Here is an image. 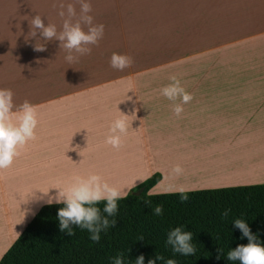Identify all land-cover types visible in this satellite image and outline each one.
Instances as JSON below:
<instances>
[{
    "label": "rangeland",
    "instance_id": "374dc122",
    "mask_svg": "<svg viewBox=\"0 0 264 264\" xmlns=\"http://www.w3.org/2000/svg\"><path fill=\"white\" fill-rule=\"evenodd\" d=\"M114 1L90 0V15L95 21L109 18L114 15L111 11ZM59 2L0 0V88L13 91L16 105L25 100L35 105L38 118L35 139L19 149V156L9 168L0 169V261L39 210L47 205L30 200L35 189L66 186L74 175H88L79 170L82 152L75 123L78 112L114 108L116 104L131 107L133 101L128 100L129 96L134 100L138 94L158 93L165 86L162 82H167L172 75L181 79L215 77L219 75V70L214 71L213 67L218 63V54H208L206 58L197 56L205 49L218 48L225 41L235 40L222 38L219 32H214L203 43L204 38L189 36V32H172L175 30L172 28L169 32H156L160 28L146 30L143 26L147 23H143L131 32L105 30L99 44L90 46V54L69 64L65 60L66 51L59 48V41H46L39 33L36 37L29 36V20L37 14L44 19L45 25L52 23L61 30L63 18L58 15ZM64 2L65 5L73 4L79 15L77 0ZM36 43L44 45L46 50L36 51ZM113 53L131 56L133 63L123 71L113 69L110 66ZM258 75H264V70H259ZM182 86L188 87L187 84ZM191 151L195 161L187 155L188 149L167 151L160 156L162 158L153 160L154 167L166 169L167 184L151 195H161L179 184L200 186L209 178L215 181L213 184L233 183L236 181L235 167L250 159L227 153L231 151ZM212 159L226 163L219 165L225 170H211L203 161ZM123 164L118 162L114 171L99 167L97 174L110 184L126 186L137 180L144 183L159 173H152L147 167L141 172H127L129 168L125 169ZM177 166L182 170L179 174L173 171ZM143 183L137 181L128 196L142 193L143 188H139ZM198 190L211 189L194 191Z\"/></svg>",
    "mask_w": 264,
    "mask_h": 264
},
{
    "label": "crops",
    "instance_id": "0c3cea01",
    "mask_svg": "<svg viewBox=\"0 0 264 264\" xmlns=\"http://www.w3.org/2000/svg\"><path fill=\"white\" fill-rule=\"evenodd\" d=\"M111 11L114 15L109 18L94 20L107 31L131 32L147 23L143 26L146 30L151 27L154 31L160 28L156 32H169L172 28V32L204 38L203 43L214 32L235 40L195 55L206 58L218 54L213 67L219 75L178 78L188 85L185 90L193 97L183 105L180 117L172 111L173 102L160 92L138 94L132 99L135 115L133 104L78 112L75 123L82 152L79 170L86 175L100 173L99 167L114 171L118 162L129 168L127 172H141L147 167L162 175L161 182L150 190L154 193L167 184L166 169L153 166V160L162 158L163 153L188 149L187 155L195 161L191 150L231 151L227 153L250 158L235 167V182L213 184L215 181L209 178L201 182L203 186L179 184L161 194L179 193V188L190 192L264 185V75H258L264 70V0H115ZM170 82L168 79L162 84ZM122 112L131 116L127 118L128 131L116 149L105 141L112 122ZM203 161L211 170H225L219 167L226 164L220 160Z\"/></svg>",
    "mask_w": 264,
    "mask_h": 264
},
{
    "label": "trees",
    "instance_id": "16d2710c",
    "mask_svg": "<svg viewBox=\"0 0 264 264\" xmlns=\"http://www.w3.org/2000/svg\"><path fill=\"white\" fill-rule=\"evenodd\" d=\"M161 180L162 175L157 173L140 186L143 192L139 196L119 201L117 224L101 233L98 243L89 239L86 230L74 228V236L60 232L57 212L63 205L43 206L0 264H110V257L121 253L128 264H134L140 255L148 264L156 254L174 259L176 264H238L224 255L217 259L218 249L226 254L248 243L232 224L237 218L247 222L264 243V185L190 191L186 192L188 200L182 203L179 193L149 195ZM146 200L152 207L162 206L163 214L153 215ZM99 207L102 209L103 204ZM225 209L231 210L227 218L221 215ZM178 226L193 234L194 256L174 255L166 246L167 233Z\"/></svg>",
    "mask_w": 264,
    "mask_h": 264
},
{
    "label": "clouds",
    "instance_id": "9594fccd",
    "mask_svg": "<svg viewBox=\"0 0 264 264\" xmlns=\"http://www.w3.org/2000/svg\"><path fill=\"white\" fill-rule=\"evenodd\" d=\"M77 2L80 4L79 15L73 4L65 5L64 0H60L58 15L63 18V24L59 31L55 24L45 25L44 19L39 14L29 20L31 29L29 36L36 37L39 33L46 41H59V48L66 51L65 60L69 64L76 62L80 56L90 54L92 51L90 46L98 45L105 33V26L95 23L94 17L90 15L92 12L90 0H77ZM34 47L36 51L46 50L44 45L38 43ZM132 63L133 59L128 55L113 53L110 57V66L116 70L123 71ZM169 80L171 82L160 89V94L173 102L172 111L180 117L184 111L183 105L189 103L193 97L175 75L170 76ZM128 100L131 101L132 97L129 96ZM136 110L135 102H133L132 115H135ZM129 116L131 115L122 112V116L112 122L105 142L113 148H120L121 137L128 131ZM37 126L36 106L27 100L16 105L13 91L0 88V169L9 168L14 159L19 156V149L28 141L35 139ZM173 171L179 174L182 170L177 166ZM137 181L143 183V180ZM137 181L126 186H116L107 182L99 174L74 175L66 186L52 187L47 190L35 189L30 200L42 201L47 205H63L57 212L60 232L74 236V228L86 230L89 239L93 243H98L101 233H106L108 229L116 226L118 202L128 197L132 188L137 186ZM178 192L180 201L186 202L188 195L185 189L179 188ZM145 202L151 208L153 215L163 214L162 206L152 207L150 201ZM101 204H103L102 209L99 207ZM230 211L225 209L221 213L222 217L227 218ZM232 224L240 230L241 239L246 238L248 243L231 248L226 254L223 249H218L217 259L224 255L228 261L238 262V264H264V243L252 233L243 219H234ZM192 239L193 234L190 231H185L182 226H178L167 233L165 243L166 246L171 247L174 255L194 256L196 248ZM140 240L143 238L141 237ZM157 261H160V264H176L174 259H166L160 254H156L154 259H149L148 264H156ZM110 264H128V261L121 253L110 257ZM134 264H145L144 255L138 256Z\"/></svg>",
    "mask_w": 264,
    "mask_h": 264
},
{
    "label": "water",
    "instance_id": "95a60500",
    "mask_svg": "<svg viewBox=\"0 0 264 264\" xmlns=\"http://www.w3.org/2000/svg\"><path fill=\"white\" fill-rule=\"evenodd\" d=\"M140 194H141V192H139V193H136L135 195H138V196H139Z\"/></svg>",
    "mask_w": 264,
    "mask_h": 264
}]
</instances>
